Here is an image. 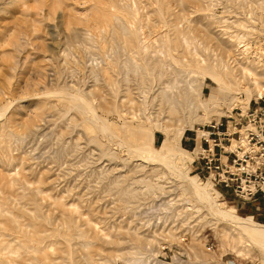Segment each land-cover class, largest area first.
Segmentation results:
<instances>
[{
  "label": "rangeland",
  "instance_id": "1",
  "mask_svg": "<svg viewBox=\"0 0 264 264\" xmlns=\"http://www.w3.org/2000/svg\"><path fill=\"white\" fill-rule=\"evenodd\" d=\"M259 44L264 0H0V264H264V243L216 217L160 160L169 147L198 176L202 127L217 132L257 99L248 72L264 85ZM157 47L174 60L163 85L176 76L213 100L207 122L183 120L184 102L169 109L152 75L125 72ZM232 200L226 209L246 218Z\"/></svg>",
  "mask_w": 264,
  "mask_h": 264
},
{
  "label": "bare ground",
  "instance_id": "2",
  "mask_svg": "<svg viewBox=\"0 0 264 264\" xmlns=\"http://www.w3.org/2000/svg\"><path fill=\"white\" fill-rule=\"evenodd\" d=\"M126 17V16H125ZM128 21V20H127ZM165 43V42H164ZM163 45V44H162ZM161 45V47H162ZM140 46V45H139ZM139 48V47H138ZM158 49H154L149 53V49L148 51L145 50H140V54H141V59L142 60H146L145 64L141 65V64H137L135 63V61H133V59H129L127 62L125 61L121 63V65L124 63V68H125V72H130L133 73L136 76H141L146 74L148 75H152L156 81L160 82L163 85V80L162 77L164 75H166L165 73L167 72V70L165 69L168 66H174L173 65V61L168 57H166L165 55V50L163 48L157 47ZM170 47H168L169 49ZM166 49V48H165ZM167 51V50H166ZM170 52V50L168 51ZM139 55V54H138ZM163 55V60H161L162 58H160V56ZM169 56V55H168ZM162 57V56H161ZM170 57V56H169ZM127 60V59H126ZM128 63H131L129 65H126ZM143 63V62H142ZM175 63V62H174ZM119 65V64H118ZM176 65V64H175ZM123 68V69H124ZM122 70V69H121ZM172 70V69H171ZM175 70V69H174ZM171 72V73H177L176 71ZM198 70V71H197ZM164 72V73H162ZM193 73H196L198 76L202 77V75L204 74V71L200 70V68H196V69H192ZM249 76H250V80L251 82L254 84L253 85V90L255 93V96L257 97L256 100L259 99H263L264 98V85H260L259 83H257L255 81V76L254 74H252L251 72H248ZM126 75V73H125ZM153 78V79H154ZM172 78V77H171ZM174 80H171L169 82H171V86L164 84L163 86H161V94L164 98L165 101V105H167L169 107V109L171 108H176L177 105L181 104V102H184L186 104L185 106V112L182 114L183 120L184 118L187 116L185 113H193L194 116L198 117V118H202V120L204 122H207L210 118L209 113L214 110L215 108L213 107L214 102L213 100H209V99H204L201 97V95L197 92V89L195 87H193L190 82L188 81H184L181 83L177 82V77L174 76L173 77ZM219 79V78H216ZM220 81V80H218ZM157 82V83H158ZM168 83V82H167ZM160 84V85H161ZM179 84V85H178ZM202 90V89H201ZM250 92V91H249ZM239 95V93H237ZM250 93H248L249 95ZM68 95V94H67ZM237 95V96H238ZM74 96V95H73ZM72 96V97H73ZM251 95H249L250 97ZM71 97V98H72ZM80 96L77 97H73V100L75 101V104L72 105L75 106L74 109L77 108V110L79 111L80 109L84 110V114L86 115V120H88L89 122H93L95 120V116L92 114L91 109L85 104L84 106L80 105L79 103L81 98H79ZM211 97V96H210ZM213 97V96H212ZM239 97V96H238ZM70 98V97H69ZM216 99V98H214ZM64 100V99H63ZM71 100V99H70ZM83 100V99H82ZM148 100V99H147ZM264 100V99H263ZM79 103H78V102ZM216 102V101H215ZM217 103V102H216ZM82 104V103H81ZM84 104V103H83ZM250 102L246 105V108H241V107H237L239 109H241L243 112H245L248 107H249ZM216 105V104H215ZM150 108V107H149ZM148 108V109H149ZM76 110V111H77ZM80 110V112L82 111ZM216 110V109H215ZM79 112V113H80ZM214 112V111H213ZM198 113H201V115H198ZM83 114V113H82ZM209 115V116H208ZM97 119V118H96ZM177 119V118H176ZM99 120V119H98ZM194 120V119H193ZM192 120V121H193ZM100 123V122H99ZM203 123V122H202ZM101 124V123H100ZM180 124V123H179ZM97 125V124H96ZM104 125V124H103ZM160 125V124H159ZM184 126L181 128V134L179 135L178 138H181L183 136L184 130L187 128V125L183 124ZM106 126L104 125L103 127H98V133H99V142L102 144H108V142H111V134L108 131V129L106 130L105 128ZM189 127V126H188ZM157 128V127H156ZM203 131V132H202ZM202 137H206V131H204L203 127H202ZM180 132V131H179ZM201 134V133H200ZM197 136V133H196ZM243 136V135H241ZM114 138V137H113ZM112 138V139H113ZM113 140H117V139H113ZM233 141V139H232ZM116 142V141H115ZM233 147H231L232 149L237 145L235 141ZM152 143V142H151ZM112 144V143H111ZM116 144V143H115ZM109 145V144H108ZM107 146V145H106ZM124 151L127 148L126 145H120ZM148 146V145H147ZM210 146H212V142H210ZM166 147V146H165ZM116 148V147H115ZM151 148V147H150ZM109 149V148H108ZM130 151V148H128ZM136 149V150H135ZM134 151L133 149L131 150V154L133 151V156L135 157H141L142 159H144L145 157L147 158L148 156H143L145 154L141 153L142 149L141 148H135ZM146 149V148H145ZM149 149V148H148ZM154 149V148H153ZM152 149V150H153ZM157 149V148H156ZM156 149H154V151H156ZM161 149V148H160ZM200 152H201V147H199ZM127 150V149H126ZM128 151V150H127ZM146 151V150H145ZM151 151V150H150ZM162 151V150H160ZM158 151V152H160ZM165 151V150H164ZM109 152V151H108ZM118 152V151H117ZM120 152V151H119ZM126 152V151H125ZM149 152V151H148ZM147 152V154H148ZM153 152V151H152ZM198 152L197 155L200 153ZM107 153V152H106ZM104 153V155L106 154ZM130 153V152H129ZM157 153V151L155 152ZM154 153V154H155ZM163 153V151H162ZM143 154V155H141ZM153 154V155H154ZM164 154V153H163ZM109 155V154H108ZM158 154L155 155V158H157ZM160 155V153H159ZM144 158H143V157ZM152 156V155H151ZM150 156V157H151ZM109 157V156H108ZM149 157V158H150ZM154 157V156H153ZM160 157V156H159ZM107 158V157H106ZM148 158V160H149ZM138 160V159H137ZM161 164L164 165V167H167L170 169L171 173L173 172L174 174L177 173L176 175H179L180 177H183L186 180L187 186L195 193V195L197 196V198L199 199V202L202 203V205H206L207 208H209L211 210V212L213 214L216 215V217L218 216L219 218L223 219L222 221H229L234 227L238 228L239 230H241L244 234L261 241L262 243H264V224H260L255 222L253 219H251L250 217H246V218H242L239 217L237 215H235L234 213H232L233 211H230L229 209H226L225 206V202H224V198L223 196L217 191L215 190L212 186H210V184H207L202 182L198 176H188L187 175V169H188V163H187V158L185 156H183L181 153H175V151H173L172 149H170L169 147H166V153L165 155L161 156ZM223 161H225V159L223 158ZM173 174V175H174ZM212 177V176H211ZM178 178V177H177ZM210 180V179H209ZM184 181V180H183ZM145 187V186H144ZM151 186H147V189H151ZM143 190V189H142ZM147 192V191H146ZM195 196V197H196ZM197 199V201H198ZM205 207V206H204ZM208 211V210H207ZM209 212V211H208ZM228 222V223H229Z\"/></svg>",
  "mask_w": 264,
  "mask_h": 264
},
{
  "label": "built area",
  "instance_id": "3",
  "mask_svg": "<svg viewBox=\"0 0 264 264\" xmlns=\"http://www.w3.org/2000/svg\"><path fill=\"white\" fill-rule=\"evenodd\" d=\"M257 48V54L262 55L264 44ZM255 60L259 61L257 57ZM222 119L223 122L210 126L217 132L206 131L207 136L200 139L201 152L191 166L198 176L206 174V180L210 179L215 189L231 192L237 205L260 203L264 206V100L250 102L245 112L235 107ZM220 127H224V131H220ZM211 136L218 138L210 140ZM232 139L237 144L233 149ZM203 143L207 145L204 149ZM196 146L195 143L193 150Z\"/></svg>",
  "mask_w": 264,
  "mask_h": 264
},
{
  "label": "crops",
  "instance_id": "4",
  "mask_svg": "<svg viewBox=\"0 0 264 264\" xmlns=\"http://www.w3.org/2000/svg\"><path fill=\"white\" fill-rule=\"evenodd\" d=\"M221 194H222L223 198H225V196L227 197L228 202H231V201L233 202L232 193L230 195L229 192L222 191ZM238 209L242 210L241 212L245 217H251V218L257 217L260 219H264V206L260 205V203L248 204L245 206L244 205L243 206H236V210H238Z\"/></svg>",
  "mask_w": 264,
  "mask_h": 264
}]
</instances>
